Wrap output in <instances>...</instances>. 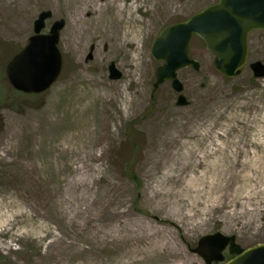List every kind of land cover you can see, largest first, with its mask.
<instances>
[{
	"label": "rangeland",
	"instance_id": "374dc122",
	"mask_svg": "<svg viewBox=\"0 0 264 264\" xmlns=\"http://www.w3.org/2000/svg\"><path fill=\"white\" fill-rule=\"evenodd\" d=\"M215 1L120 0L143 31L140 41H123L105 27L109 0H0V264H205L194 252L201 236L234 235L243 249L264 243L257 158L228 193L211 187L210 158L201 159L211 136L217 146L262 140L264 76L249 64H264V30L250 32L234 77L221 75L193 36L200 68L177 72L187 104H176L170 82L154 87L155 36ZM43 10L52 13L47 28L65 20L62 71L31 99L15 93L5 67ZM111 63L118 79L109 78ZM181 190L187 201L176 202Z\"/></svg>",
	"mask_w": 264,
	"mask_h": 264
},
{
	"label": "water",
	"instance_id": "95a60500",
	"mask_svg": "<svg viewBox=\"0 0 264 264\" xmlns=\"http://www.w3.org/2000/svg\"><path fill=\"white\" fill-rule=\"evenodd\" d=\"M50 17L49 10L39 13L34 21L33 34L6 66L8 80L18 91L43 93L61 73L62 56L57 44L65 22L56 20L47 33H42L45 21ZM257 29L264 30V0H217L184 21L167 25L155 36L150 48L152 57L163 62L156 68L154 87L171 81L172 88L179 93L176 104H187L185 96L180 93L183 85L177 71L190 65L195 70L200 67L199 62L190 57L192 35L200 37L215 56V69L226 77H233L246 62L248 34ZM250 67L255 77L264 76L261 61L252 62ZM108 70L110 79L120 77L113 63ZM226 248L235 256L224 264H264V243L243 249L235 242V236L219 232L200 237L194 252L205 264H211L224 260Z\"/></svg>",
	"mask_w": 264,
	"mask_h": 264
},
{
	"label": "bare ground",
	"instance_id": "6f19581e",
	"mask_svg": "<svg viewBox=\"0 0 264 264\" xmlns=\"http://www.w3.org/2000/svg\"><path fill=\"white\" fill-rule=\"evenodd\" d=\"M119 1L120 0H109V6L113 7L114 9L112 11V15L105 24L107 31L111 36H116L118 32H120L119 34L123 41H140L143 31L139 27L137 28V23L139 20L134 15L133 7L130 5L121 4ZM105 5L108 6L107 4ZM88 14H90V12ZM118 24L119 28H116V25ZM141 42V46H138V48L135 50V53L132 55L134 59L139 58V47L141 49L142 46H144L143 40ZM261 122L262 123L258 127V132L261 134L262 140L258 143V145L255 146L249 145L248 141L242 139L243 137L235 140L234 142H223L222 145L217 146L215 144V140L211 136L209 147L207 151L201 156V159L206 160L210 158V161L207 164L206 172H209L211 175L212 180L209 182V184L214 190L217 191L216 193H219L222 190L225 193H228L232 189L235 181H237L236 179L239 174L251 167L249 161L254 158H257L256 170L260 169L262 173L260 180L264 179V119H261ZM205 134L211 135L209 129L205 130ZM196 182L203 183L204 181L203 178H200L197 179ZM211 190V188H208V193L211 194ZM210 194H202L201 196H203L206 201H209L212 197ZM178 195H180L183 200L187 201L185 193L181 190L174 195V197L176 196V202H178ZM223 197L226 196L223 194ZM217 201L218 198L216 202ZM3 203L4 201L0 199V205ZM209 206L210 204L205 205V207ZM215 206L218 207L219 205L216 203ZM198 207L199 205L196 203L192 206V209H196ZM231 214L234 215V213ZM202 221H204L203 217L199 219L198 224L201 225Z\"/></svg>",
	"mask_w": 264,
	"mask_h": 264
},
{
	"label": "trees",
	"instance_id": "16d2710c",
	"mask_svg": "<svg viewBox=\"0 0 264 264\" xmlns=\"http://www.w3.org/2000/svg\"><path fill=\"white\" fill-rule=\"evenodd\" d=\"M4 97H5V92L2 91V93H0V100H1V101L4 100ZM27 97H31V99H32V98H36L37 96H35V95H31V96H27Z\"/></svg>",
	"mask_w": 264,
	"mask_h": 264
}]
</instances>
